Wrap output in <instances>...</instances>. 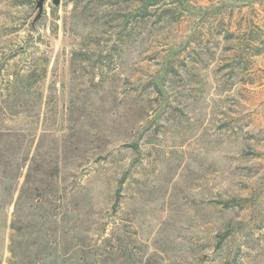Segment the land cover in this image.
<instances>
[{
	"label": "rangeland",
	"instance_id": "1",
	"mask_svg": "<svg viewBox=\"0 0 264 264\" xmlns=\"http://www.w3.org/2000/svg\"><path fill=\"white\" fill-rule=\"evenodd\" d=\"M0 0V264H264V0Z\"/></svg>",
	"mask_w": 264,
	"mask_h": 264
},
{
	"label": "water",
	"instance_id": "2",
	"mask_svg": "<svg viewBox=\"0 0 264 264\" xmlns=\"http://www.w3.org/2000/svg\"><path fill=\"white\" fill-rule=\"evenodd\" d=\"M46 1L47 0H36V7L38 9V13H37V15L35 16V18L33 20V25H35V23L42 17ZM52 2L55 5H59L61 0H52Z\"/></svg>",
	"mask_w": 264,
	"mask_h": 264
}]
</instances>
